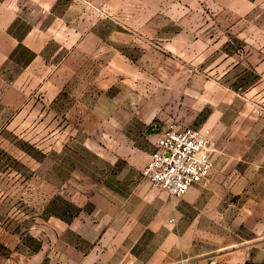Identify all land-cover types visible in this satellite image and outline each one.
<instances>
[{"label":"rangeland","instance_id":"374dc122","mask_svg":"<svg viewBox=\"0 0 264 264\" xmlns=\"http://www.w3.org/2000/svg\"><path fill=\"white\" fill-rule=\"evenodd\" d=\"M8 1L38 51L0 67V264H80L89 198L130 187L134 135L218 102L264 112V0ZM252 250L243 264H264Z\"/></svg>","mask_w":264,"mask_h":264},{"label":"crops","instance_id":"0c3cea01","mask_svg":"<svg viewBox=\"0 0 264 264\" xmlns=\"http://www.w3.org/2000/svg\"><path fill=\"white\" fill-rule=\"evenodd\" d=\"M15 10L12 1L0 0V67L19 43L9 29ZM23 43L38 51L27 35ZM252 102L242 101L235 109H230L231 102H218L210 111L184 119L186 125L210 127L214 166L208 185L194 184L179 198L141 174L165 126L145 129L139 134L143 144L134 135V152L124 156L132 172L121 178L130 187L107 185L89 198L97 215L90 225L98 239L76 230L92 242L77 246L80 264H195L214 254L224 264L252 259V246L264 244V112L256 111ZM146 233L153 243H145Z\"/></svg>","mask_w":264,"mask_h":264},{"label":"built area","instance_id":"2783aa9c","mask_svg":"<svg viewBox=\"0 0 264 264\" xmlns=\"http://www.w3.org/2000/svg\"><path fill=\"white\" fill-rule=\"evenodd\" d=\"M211 129L173 121L157 136L141 174L152 185L182 196L194 184L208 185L214 158Z\"/></svg>","mask_w":264,"mask_h":264},{"label":"trees","instance_id":"16d2710c","mask_svg":"<svg viewBox=\"0 0 264 264\" xmlns=\"http://www.w3.org/2000/svg\"><path fill=\"white\" fill-rule=\"evenodd\" d=\"M18 37L20 39V42L18 43L17 47L12 51L11 53V58H14L16 57V59H19L18 57L19 56H16L17 52L19 49H24L25 51H28V52H31L30 48H28L26 45L23 44L22 42V37H23V34H18ZM32 56V53L30 56H28V58L25 60V62H27L30 57ZM81 207L80 206H77V210L74 212V213H77L78 211H80Z\"/></svg>","mask_w":264,"mask_h":264}]
</instances>
